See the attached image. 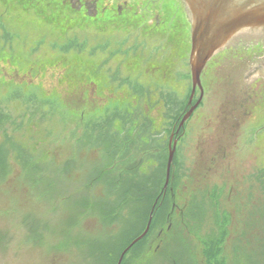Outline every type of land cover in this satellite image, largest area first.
Returning <instances> with one entry per match:
<instances>
[{
	"label": "flooded vegetation",
	"instance_id": "obj_1",
	"mask_svg": "<svg viewBox=\"0 0 264 264\" xmlns=\"http://www.w3.org/2000/svg\"><path fill=\"white\" fill-rule=\"evenodd\" d=\"M119 1L120 0L2 1L6 9L16 6L24 8L28 13L35 11L37 15L42 17L40 21L53 24L59 32L62 31L64 33L62 35H68L70 32H66V30L70 29L63 28L65 25H71L72 28L75 26L79 28H90L93 26L97 28L100 34L102 32L104 35H107L108 31L111 30H120L128 34L124 39L117 42L115 41L117 46L114 43H108V38L103 36L104 42H102L99 47L104 45L103 48L106 49L108 59L105 60V65L103 63L104 66L102 68L83 69L81 75L73 72L74 78L71 77V75L67 77L70 80L69 83L72 81L76 82L78 77L81 78V81L77 82V86L79 87H77V89L79 91L78 93H80V95L83 93L84 96L82 95V99L76 98L77 105L81 106L86 104L93 105L94 107V105L102 103L104 96H111L108 86H115L119 88L116 94V96L119 97L118 104L124 103L129 97L130 106L132 108L137 107V111H141L139 112L141 116L152 117V122L148 121L141 124L142 127L145 124L148 126L149 130H147V132H152L150 129L157 126V122L155 121L159 122L163 116L155 114L154 110L156 107L150 108L151 106H157L159 108L163 105L178 106L185 102L182 113L177 112L173 117L174 121L169 130L168 146L165 151L159 150V145H157L159 135L156 134L155 131L150 138V133H139L140 124L131 127L129 123L125 124L123 120L122 129H119V131L117 128L113 130V134L116 136V144L110 149L112 152L116 151L115 158L117 161L112 164L107 162V156L105 154L103 155L104 152L101 155L97 151L98 148L89 146L87 147L89 152L100 159L98 169L100 168V172L102 175L104 174V176L98 181L94 178V181L93 179L89 180V178H83L84 180L75 179L72 173L77 171L75 164L78 162L80 165L78 168L79 171H86L88 176L96 169L91 167V163H88V169H86L87 165L82 167L78 155L79 151L84 147H81L77 152L72 151V148L71 181L74 184L78 181H87L88 179L89 183L92 181L94 184L98 183L99 187L97 188L101 190L98 195L100 199L98 198V200L102 202L107 199L112 200V198L117 201V196L111 194V189H108L107 186L108 183L118 182H116L114 178H109L108 173L110 172L113 175H117L118 169H121L123 166H126L127 170H132V173L135 174L134 178L128 180H132L133 182V198L139 197L138 185L141 181L151 186L150 192L143 196L148 202V205L153 202L143 233L152 215L150 229L147 235L142 239H145V241H139L137 246L135 244L128 250L121 264H250L251 252L247 253L245 257L241 251L238 250L237 251L241 254L238 255V257H240L241 260L239 263H235V243H231V247L229 246L230 243L226 242L223 246V252L220 258L214 259L208 257L205 248L206 246L212 245V243H205L203 240L200 241L193 234L191 230V228H193V222L190 221V215L195 216L194 214H197V210L203 209L205 204L208 205L207 207H211L212 213L216 212L217 209L219 210V208H215L218 207V205L215 206V203L211 202L209 198L223 195L216 200V203L228 214L230 220L228 230L232 232V228L234 227L237 233H240L238 240L247 241L245 246L247 248H249L250 245L248 241H251V238H253L252 231L257 230V227L248 226L251 205H253V203H258L259 210L264 215V166H262L264 163H254L253 166L250 167L252 171L248 170V172L246 165L251 153H257L259 159H263L262 156H264V122L260 118L262 113H264V66L251 64L252 49L259 50L264 48V40L263 38L255 40L250 33H242L235 36L206 64L201 73L202 90L197 86L195 94L193 98H191L193 90V77L190 66L192 49L191 23L184 5L179 0H123L120 3ZM74 35L71 36V41L63 45L65 47L61 50V52H67L68 56L71 55V51L74 49H72L73 43L76 40ZM132 36L135 37L133 38ZM128 43H130V46L124 49V46ZM114 46H116V48L112 50ZM235 47L238 49L243 48V50H239L238 54L234 53ZM127 53L129 55L133 54L136 57L132 58L125 67H117V69H113V71L108 69L110 68L108 67L109 63L113 62L116 56L122 55V58L128 60ZM241 53H243V55L239 57ZM237 57H239V62L236 64L235 60ZM243 62H248L250 65L241 66L240 63ZM26 63V60H20L19 62L15 61L11 55H0V83L8 81L14 84L16 86L15 88L23 89L27 87L25 85L27 83H22L18 79L23 80L27 78V76H30L29 72L31 70L26 71V69H48L45 65L41 67H28ZM124 68L126 70H124ZM127 69H130L132 72L135 71V73L130 72L131 75H129ZM210 69H212L211 72ZM214 69L228 70L225 75H221V79L219 73L218 76L216 74V79L214 80L213 77H211ZM37 74L39 84L43 87L44 79L48 74H44L43 70ZM156 75H158V78H160L162 82L158 89H153L152 87L156 82L153 77ZM75 76L78 77L75 79ZM152 78L153 82L151 81ZM187 80L191 85L188 97L184 100L174 101L173 92H168L166 88L172 90L173 87H180L183 82ZM217 80L221 81L223 93L226 92L227 97H223L220 99L221 101L219 100L222 103L219 105L218 116H216L214 120L215 123L210 128V131H205L203 134L205 126L207 125L206 123L205 126L200 129L199 135H201L202 132V134L206 136V139H200L199 145H196L197 140L195 143V147H202L200 156H196L195 160L188 164L182 152L184 148L181 149L180 154L183 153L184 159V161H182L183 169L187 168V170L189 169L190 171L189 173L186 172V170L185 172L181 171V173L178 174L180 178L178 177L175 179L177 170H179V168L182 170L181 165L177 162L179 152L178 144L186 135V125L193 119L195 113L200 108L207 111V106H209L207 103L208 98L206 97L207 91H209V88L215 90ZM149 85L152 86L150 87ZM1 88L2 86L0 84V93H2ZM129 88L134 89L140 97L136 98L130 94L127 95L126 91ZM140 90H143L145 95H141L138 92ZM99 91L101 94H99ZM92 93L94 95L93 97ZM21 96L22 94L19 93L14 95L15 99H20ZM29 99L35 101L33 96ZM72 99L73 98H71V102ZM22 101L27 107L28 104L34 105L31 104L32 101L30 100H28V102ZM35 104L38 113L44 102L37 100ZM212 108L213 107L209 110L212 111ZM226 109H228V112L225 115L222 114L221 110L224 111ZM191 110L192 113L190 117L182 125L183 118ZM4 113L7 114L6 112ZM7 116L11 119L9 115ZM90 121L92 122V120ZM19 124L20 126L24 125H22V123ZM209 127L207 128L209 129ZM72 128L73 131H75L76 125L72 126ZM85 133L86 135L88 134V137L93 131L91 130ZM96 133L101 134V132L97 131ZM162 134H160V137H163ZM172 136L173 143L176 141L177 146L172 176L167 188H165L169 145ZM240 139H242V141ZM155 140H157L156 144H154ZM124 142L125 145H123ZM106 149V147L103 148V150ZM126 151H131L132 156H128V164L123 165L120 160H122L123 154ZM166 153L168 156H165ZM141 169L143 170L142 172L147 175V177L144 178L145 180L138 178ZM161 170H163V172ZM164 170L165 174L163 176ZM194 170H196V173L200 176L199 178L193 177ZM184 173L187 177H185V175L182 177ZM157 174H159L158 177ZM213 174H217L219 179L223 178L225 180V183L222 184L227 187V190L222 191V187L218 182H213L214 184L211 187L209 186L208 177ZM161 175L163 177H161ZM255 181L260 183L261 188L256 187L257 184ZM172 183L176 186V189ZM207 185L210 189L207 188ZM240 185L244 186L245 189L243 193L239 195L238 186ZM206 191L209 195L206 194ZM169 196L172 200L170 203L172 210L170 211L167 208L170 205ZM193 196H195L194 200ZM72 197L74 196L72 195ZM157 207H163V209L156 211ZM87 213L91 214L90 209L87 210ZM96 224L97 222L94 218L87 216L86 228L96 227ZM101 227H103L104 231L107 229L105 221L100 223V229ZM213 228V231H217L218 229H216L215 225L209 226V229ZM258 230L259 231L254 234H264L261 229ZM178 232L184 235L188 247L190 248L189 251L186 249V252L183 254L185 258L183 259H179V253L177 251V248H179L177 244ZM170 234L175 238V246L177 248H172V237H170ZM217 245H220V243L214 246L218 248ZM126 249L127 247L121 254H123ZM217 252V255H220V252ZM72 260L74 261L71 262V264H77L78 261H81L80 264H93L95 261L94 259L89 260L88 258ZM118 261L116 264H118ZM96 262H108L111 264L113 260L102 258L96 260Z\"/></svg>",
	"mask_w": 264,
	"mask_h": 264
},
{
	"label": "rangeland",
	"instance_id": "obj_2",
	"mask_svg": "<svg viewBox=\"0 0 264 264\" xmlns=\"http://www.w3.org/2000/svg\"><path fill=\"white\" fill-rule=\"evenodd\" d=\"M44 65L48 69H26V71L31 70L29 72L30 76L23 80L18 79L22 83H27L25 84L26 88H15L16 86L8 81L0 83L2 86L0 109L2 108L11 117V119L8 118L3 124H0V146L5 147L7 139L12 144L17 143L24 148V153L28 157L41 163L44 172L48 174L43 180L32 182L24 172L23 163L20 164L15 157L18 152L11 153L13 155L9 157V168L11 171L7 175H1L3 177L0 178V264H71L74 261L72 259L86 258L89 260L94 259L93 264H110L108 262H96V260L105 258L101 257L97 252H95L97 258H93L92 253H88V256H85L82 247L91 243L102 244L110 241L111 246L113 244L119 250V244L124 245L123 241L129 240L133 234L132 231L125 234L123 229H118L116 226L113 229L104 231L103 227L100 229V223L105 219L103 211L101 214L99 210L93 214L87 213V210L90 209L86 207L88 201L100 199L98 195L101 190L97 188L98 183H92L97 172L95 170L88 176L86 171H79L80 165L78 162L76 165L77 171L72 173V176L75 179L89 178V180L93 179V181L89 183L87 179V181H78L73 184L71 181V167H69L71 165V149L73 148L72 151L77 152L81 147H84L79 151L78 156L82 167L87 165L86 169H88V163H91L93 169H98L100 159L89 152L87 148L89 146L77 144V140L82 138L80 136L83 132L82 128L75 131V134L77 132L80 137L72 142L71 130L73 134L74 131L71 128L75 126L72 125L75 123L74 117L84 110L87 112L88 118L98 124L99 121L103 123V120L106 121L113 116L115 119L113 121L116 122L115 125L118 131L122 129V121L125 120L129 122L131 127L140 124V134L144 131L141 124L148 121L152 122V117L141 116V113H139L141 111H137V107H133V110L130 106L129 97L124 103L118 104L119 97L116 94L119 88L112 85L108 86L111 96H104L102 103L94 105V107L86 104L77 107L74 105L77 102L76 98L82 99L83 95V93L80 95L77 89V82H80L81 78L76 79L75 77L76 82L71 79L72 82L69 83L70 80L67 77L71 75L74 78V76L61 64H27L28 67H41ZM41 70H43L44 74H48L44 79L43 87L39 84V78H37V73ZM126 92L127 95L130 94L136 98L140 97L134 89L129 88ZM138 92L141 95H145L143 90ZM17 93L22 94L20 99H15L14 95ZM99 94H101L100 91ZM32 96L35 101L31 104L34 105L28 104L27 107L22 100L28 102ZM71 98H73L72 102ZM37 100L48 103L44 104L46 106L40 107L38 113L35 104ZM66 101H69L74 106L72 111L71 107L65 103ZM184 106L181 103L178 106L150 107H156L154 110L155 114L163 116L159 122L155 121V119L157 126L150 129L152 133L155 131L159 135L157 144L159 145V150H166L169 130L174 121L173 117L177 112L182 113ZM116 113L120 114V117H116L114 115ZM124 115L126 116L125 119L122 118ZM19 123L24 125L20 126ZM160 134L163 137H160ZM52 150L53 152H59L58 160L52 158L50 154ZM97 151L100 154L99 149ZM56 155L54 154V157ZM177 162L181 165L179 154ZM248 170L252 171L250 168ZM161 171L163 172V170ZM181 171V168H179L177 174L181 173ZM256 184V187L261 188L259 182H256ZM244 189V186H238L239 195L243 193ZM225 190H227V187L222 189V191ZM207 191L206 194L209 195ZM221 196L223 195L209 198L211 202L215 203V206L218 205V207H215L219 208L216 212L212 213L211 207H207L208 205L205 204L203 209L197 210V214H194L195 216L190 215V221L193 222L191 230L200 241L208 242L207 239L212 237L216 238L214 239V245L220 243V245H217L220 247L219 258L222 256L224 244L226 242L230 243L229 246L232 247L231 243H236L240 234L237 233L234 227L232 232L228 230V225L230 224L228 214L216 203V200ZM194 198L195 196H193V200ZM168 199L170 204L172 202L170 196ZM78 201L81 202L79 205L77 204ZM167 208L169 211L172 210L171 204ZM259 209L258 203L251 205L248 226L257 227V230L252 231L254 240H251V248L257 244V247L252 251H257L252 252L253 256H251L250 264H264V234H254L259 231L258 229H261L264 233V215ZM104 210L108 211L110 209L104 206ZM123 215L130 216L129 213H123ZM87 216L96 220V227L86 228ZM212 225H215L216 229L218 228L217 231H213L214 228L209 229V226ZM170 235L172 237V248L174 249L176 247L175 238L172 234ZM177 244L179 247H176L179 259H183L185 258L183 254L186 249L189 251L190 248L181 232H178ZM77 248L80 249L78 250ZM110 249L111 252L115 250L112 247L109 249L107 247L105 251L107 252ZM236 254L235 263H239L241 258L238 255L241 254L237 250ZM110 257L107 255L105 259H112ZM80 263L81 261H78L77 264Z\"/></svg>",
	"mask_w": 264,
	"mask_h": 264
},
{
	"label": "water",
	"instance_id": "obj_3",
	"mask_svg": "<svg viewBox=\"0 0 264 264\" xmlns=\"http://www.w3.org/2000/svg\"><path fill=\"white\" fill-rule=\"evenodd\" d=\"M2 1L3 0H0V55H11L17 62L20 60H26V64L57 63L66 67L72 75L73 72L81 75L83 69H100V67L102 68L105 65V60L108 59V55L106 54V49L103 48L104 45L99 47V45L104 42L103 36L108 38V43L111 42L116 44L117 41L124 39L128 35L126 32H122L120 30L108 31L107 35H104V33L101 32V35L97 31L96 27L91 26L90 28H79L78 26H75L72 28L71 25L63 26L64 29H70L66 30V32H70L68 35H62L64 33L62 31L59 32L53 24L40 21L42 17L37 15L35 11L28 13V11L24 8L16 6L6 9L2 4ZM121 1L123 0H120L119 3ZM179 1L184 5L191 23L192 49L190 56V66L193 77V90L191 98H193L197 86H199L202 90L201 73L206 64L235 36L242 33H250L252 34L253 39L260 40L263 38L264 40V37H262L264 36V0ZM57 27L61 28L60 26ZM72 35L75 36L76 40L74 41L72 47V49H74L71 51V55L68 56L67 52H61V50L65 47L63 46L65 43L71 41ZM132 37L134 38L135 36ZM116 46L111 49L114 50ZM129 46L130 43L126 44L124 49L128 48ZM241 49L243 50V48L238 49L235 47L234 53L238 54V51ZM241 55H243V53L239 54V57ZM135 57V55H129L128 53V60L126 58H122V55L116 56L114 61L109 63L108 67L110 68L108 69L113 71V69H117V67H125L126 64ZM239 57H237L235 60L236 64L239 62ZM251 64L264 66V48L259 50L254 48L252 49ZM240 65L248 66L250 64L248 62H243L240 63ZM124 70L126 69L124 68ZM227 70L228 69H214L213 75L211 74V77H213L215 80L216 74L218 76L219 73L221 79V75H225ZM127 71L129 75H131L130 72L135 73V71L132 72L130 69H127ZM211 71L212 69H210V72ZM153 78L156 81L153 88L158 89L162 80L158 78V75L154 76ZM153 78L151 79L152 82ZM190 88L191 85L187 80L184 81L180 87H173L172 90H169L168 88L166 89L168 92H173V100L177 101L186 99L190 93ZM222 88L223 86L221 81L217 80L215 90L209 88V91H207L206 97L208 98L207 103L209 104V106H207V111H204L200 108L195 113L193 119H191V121H189L186 125V135L180 140L178 144V154L180 155V164L183 172L186 170V172L189 173L190 171L189 169L187 170V168L183 169V153L188 164L194 161L196 156H200L202 147H195V143L197 140L196 145H199L200 139H206V136L203 134L205 131H210V128L215 123L214 120L216 116H218L219 105L222 103L220 102V99L227 97L226 92L223 93ZM184 103L185 102H183V104ZM211 107H213L212 111L209 110ZM227 110L228 109L224 111L221 110V113L225 115L228 112ZM191 113L192 110L183 118L182 125L190 117ZM260 118L264 122V113H262ZM205 123L207 124L206 126ZM204 126L205 129L203 134L201 132V135H199L200 129H202ZM207 127H209V129ZM240 140L242 141V139ZM176 146L177 142L175 141L173 143L172 136L169 145V159L167 163L165 188H167L172 176ZM182 148H184L182 150L183 153L180 154ZM262 157L263 159H259V155H257V153H251L246 162L247 171L253 166L254 163H264V156ZM183 175L187 177L185 173ZM193 177H200L196 173V170H194ZM208 178V184L210 187L214 184L213 182H218V184L222 187L221 189L226 187L222 184L225 183V180L223 178L219 179L217 174H213ZM209 186L207 185V188H209ZM151 221L152 215L150 216L144 233L135 239L123 252L118 264L122 263L127 251L147 235L150 229Z\"/></svg>",
	"mask_w": 264,
	"mask_h": 264
},
{
	"label": "trees",
	"instance_id": "obj_4",
	"mask_svg": "<svg viewBox=\"0 0 264 264\" xmlns=\"http://www.w3.org/2000/svg\"><path fill=\"white\" fill-rule=\"evenodd\" d=\"M29 100L33 102V99H29ZM45 103L48 104L46 101H44V104ZM65 103L71 107V111H72L74 106L69 101H66ZM44 104L43 106H46ZM76 106L80 107V105H77V104ZM114 115L116 117H120V114L118 113ZM8 118L9 117L7 116V114H5L3 109L1 108L0 109V124H3ZM123 118L125 119L126 116H123ZM113 120L115 119L113 116H111L106 121L103 120V123H100L99 121V123L96 124L93 122L94 120L92 122L90 121V119L87 116V112L83 110L79 115L74 117V121H75L74 124L75 125L77 124L74 130L78 131L80 130V128H82L81 130H83V132L80 135L82 138L78 139L80 136L77 132L76 134H75V131H74V134L71 132V140L73 139L72 142L78 139L77 144H79L80 146L85 145V146L97 147L101 155L104 152L103 155L105 154L107 156V162L111 164L114 163L115 161H117L115 158L116 151L112 152L110 150L111 147L115 146L116 144L115 142L116 136L113 134V130L116 129V125ZM124 123L128 124L129 122L124 120ZM91 130L93 131V133L87 137L88 134L86 135L85 132L91 131ZM143 130H144L143 134L150 133V138H151L152 132H147L149 128L146 124L143 126ZM96 131L101 132V134L96 133ZM156 141L157 140L154 141V144H156ZM72 142H71V145L73 146ZM123 145H125V142ZM105 147L107 149L103 150V148ZM15 152H18V155L17 154L16 155L14 154V155L20 164L23 163V167L25 170L24 172L28 175V177L32 180V182H36L35 180H37V182L40 180H43L48 175L47 173L44 172L43 166L41 165V163H38L37 160L35 161L33 158L28 157L26 153H24L25 150L22 146H19L17 143L12 144L11 141L7 139L5 147L0 146V178L3 177L1 175H7L11 171V169L9 168L10 166L9 157L13 156L11 155V153L13 154ZM48 153H50V151H48ZM58 153H59L58 151L53 152L52 150L50 154L53 159L58 160L59 159ZM54 154H57V155L54 157ZM166 155L168 156L167 153L165 154V156ZM128 156L129 157L132 156L131 151L124 152L123 158L122 160H120L122 161L123 165L128 164ZM76 165L77 163L75 164V167ZM69 167H72V165H70ZM100 171L101 170L99 168L97 170V174L94 176V179H96V181H98L101 177L104 176V174L102 175ZM142 171H143L142 169L139 171L138 178L145 180L144 178L147 177V175L144 174ZM132 172H133L132 170H127V167L123 166L121 169H118L117 175H113L110 172L108 173L109 175L107 174L109 178H114V180L118 182V183H108V186H107L108 189H111V194H115L117 196V201H115L116 199L114 200L113 198L112 200L107 199L108 201L106 200L103 202L99 201L98 199L97 200L92 199L91 201H88V204H86V207L90 208L91 214H93L94 212H98V210L100 214L102 213V211L103 213L106 212L104 213V218H105L104 221L107 226L106 227L107 231L110 229H113L116 226L118 229L119 228L123 229L124 230L123 233L125 234L130 233L132 231V234H133L132 237L129 240L123 241L124 245L123 244L121 245L120 243L119 250L116 249L115 246H113V244L111 246L110 241H106L105 243H102V244L91 243L90 245H84L82 247V250L85 253V256H88V253H92L93 258H97L96 257L97 255H95V252L101 255V257H105V258L107 255H109L111 256L110 258H112L113 260V263L111 264H115L117 263L118 258L121 255V252L126 247H128L130 243H132V241H134L138 236H140L143 233L144 226L148 219V214L153 204V202H151L148 205V202L146 201L145 198H143V196L150 192L151 186L147 183L144 184V182L141 181L138 185L139 186V197L133 198L134 197L133 196V182L132 180L128 181L135 177V174H133ZM164 174H165V170H164L163 176ZM158 176L159 174H157V177ZM163 176L161 175V177ZM178 177L179 175L176 172L175 179H177ZM173 183L172 185L175 186ZM97 187L99 186L97 185ZM175 189H176V186H175ZM80 203H81L80 201L77 202L78 205ZM106 205L107 207H109L110 210L108 211L104 210V206ZM160 209L162 210L163 207L161 208L157 207L156 211H159ZM123 213H129L130 216H124ZM133 231L135 232L133 233ZM214 239L216 238L210 237L207 239L208 242H205V243H212V245L206 246L205 250H207L208 257L218 259L219 255H217L218 253L217 251L220 250V247L217 246L218 248H216L214 246L213 244ZM144 241L145 239L142 240L141 242H144ZM107 247L108 249L110 247L115 249L114 252H111V249L106 252L105 249ZM77 249L79 250L80 248H77Z\"/></svg>",
	"mask_w": 264,
	"mask_h": 264
},
{
	"label": "bare ground",
	"instance_id": "obj_5",
	"mask_svg": "<svg viewBox=\"0 0 264 264\" xmlns=\"http://www.w3.org/2000/svg\"><path fill=\"white\" fill-rule=\"evenodd\" d=\"M253 236V235H252ZM251 240H253V238H251ZM256 241V240H255ZM250 243L249 245V248L245 247L246 246V243L247 241H243V240H237L236 243H235V249L238 250V251H241V253L243 254V256L246 257V254L247 253H250L251 252V256H253V253L252 252H256V251H252L254 250L257 246V244H255V246L253 248H251V241H248Z\"/></svg>",
	"mask_w": 264,
	"mask_h": 264
}]
</instances>
